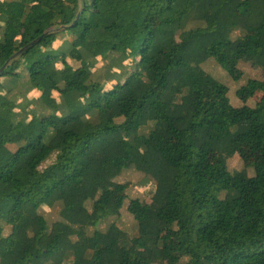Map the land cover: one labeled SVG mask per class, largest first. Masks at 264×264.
<instances>
[{"label": "trees", "instance_id": "obj_1", "mask_svg": "<svg viewBox=\"0 0 264 264\" xmlns=\"http://www.w3.org/2000/svg\"><path fill=\"white\" fill-rule=\"evenodd\" d=\"M84 1L0 0V251L24 244L0 264H56L61 233L49 236L40 211L57 193L95 216L67 242V263L264 264V0ZM21 88L39 114L15 105ZM236 88L249 98L244 133ZM208 142L220 144L215 163ZM243 144L261 160L237 167L226 148Z\"/></svg>", "mask_w": 264, "mask_h": 264}, {"label": "rangeland", "instance_id": "obj_2", "mask_svg": "<svg viewBox=\"0 0 264 264\" xmlns=\"http://www.w3.org/2000/svg\"><path fill=\"white\" fill-rule=\"evenodd\" d=\"M235 4H238L241 0H233ZM203 17L202 8H199L196 14V17L189 25V28L197 27L201 24ZM168 28H173L175 31H178L180 24L178 21H173L167 23ZM187 30L182 34V38L187 35ZM5 52L8 51L6 47L3 48ZM240 68L245 72V74L250 79H257L259 75L257 72L253 71L249 65L240 64ZM155 97L163 102L172 103L174 101L175 95L171 92H168L163 89H156L154 92ZM231 103L236 109L237 116L239 119L238 130L242 133L247 131V121L250 118V111L248 109L249 98L244 90L236 88L231 92L230 95ZM256 100L262 101L263 96L258 93L255 96ZM12 100L15 102V105L29 107L31 110L35 111L36 114L41 112L43 107L37 99V94L34 91H31L29 88H21L12 96ZM110 105L112 108H116L117 103L115 99H111ZM46 127L48 129V137L51 139L54 136V130L56 125L47 123ZM204 131L201 133L200 138L204 141ZM209 150V159L211 163H215L219 156V147L220 144L217 142H208L206 143ZM239 153L236 152V147L234 145H229L226 148V154L233 157V163L237 167H242L244 164L243 158L249 160L250 162H257L261 160L260 153H253L250 151L249 147L246 144H243L239 147ZM224 178H227V174L223 175ZM104 179H101L103 182ZM143 187V186H142ZM124 191L116 193L110 203V207L113 211L119 210L125 200ZM227 201L230 202V197H227ZM159 211L158 204L154 202H149L148 215L150 217L155 216ZM95 216L90 215V213L85 212L80 206L79 198H69L57 193L51 201H49L40 211V220L42 224L46 227L47 233L52 237L56 232L61 233V243L60 247L57 250H52L49 256L55 261L56 264H78V261L72 263H67L64 261V256L66 252L67 242L76 235V229L78 226H85L88 229L94 225ZM137 222L147 223V218H139ZM129 225L125 227V230L129 229ZM176 251V244L174 245ZM24 251V244L21 241L17 248H15L10 256H7L6 253L0 251L6 257L16 258L20 257ZM149 255L142 253L143 262L146 263Z\"/></svg>", "mask_w": 264, "mask_h": 264}, {"label": "water", "instance_id": "obj_3", "mask_svg": "<svg viewBox=\"0 0 264 264\" xmlns=\"http://www.w3.org/2000/svg\"><path fill=\"white\" fill-rule=\"evenodd\" d=\"M81 4L84 5V0H80ZM81 15V12L79 13V15L77 16V18L75 19V21L69 25V26H62L60 27L59 29H55V30H51L47 33H45L43 36H41L39 39H37L36 41L34 42H31L28 46H26L23 50H21L20 52H18L17 54H15L11 60H14L15 58H17L19 55H21L23 52L27 51L28 49H30L31 47L37 45L43 38H45L46 36H48L49 34H52V33H56V32H59V31H64V30H68L70 28H72L73 26L76 25L77 21L79 20V17ZM7 65L6 64L1 70H0V74H2L4 72V70L7 68Z\"/></svg>", "mask_w": 264, "mask_h": 264}]
</instances>
